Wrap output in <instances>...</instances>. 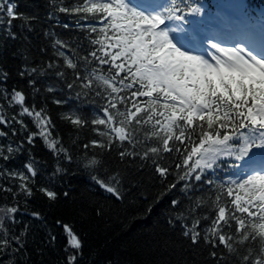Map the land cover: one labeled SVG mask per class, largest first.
<instances>
[{"label":"snow or ice","instance_id":"1","mask_svg":"<svg viewBox=\"0 0 264 264\" xmlns=\"http://www.w3.org/2000/svg\"><path fill=\"white\" fill-rule=\"evenodd\" d=\"M49 6V18L68 14L84 42L47 31L52 56L44 59L45 46L37 63L21 50L16 75L23 85L9 88L11 70L0 63V192L12 194L11 203L0 204V264H29L32 221L18 214L37 194L53 206L70 197L58 185L72 164L120 200L129 174L146 170L157 185L153 202L169 198L165 219L183 238L181 251L198 257L178 264H264V13L257 22L243 5L213 11L199 0ZM19 8L17 0H0V43L27 40L14 21L28 30L39 22ZM48 75L58 80L41 83ZM69 96L98 105V112L87 114ZM49 99L66 106L60 120L98 134L79 155L54 131ZM39 142L55 157L50 173L35 152ZM30 215L44 219L38 210ZM56 224L67 236L64 264H81L82 235L62 218ZM48 237L57 239L51 228Z\"/></svg>","mask_w":264,"mask_h":264},{"label":"trees","instance_id":"2","mask_svg":"<svg viewBox=\"0 0 264 264\" xmlns=\"http://www.w3.org/2000/svg\"><path fill=\"white\" fill-rule=\"evenodd\" d=\"M17 2L20 5V11L37 15L40 20L39 22L33 21L32 30L20 29L19 21H14L17 25L14 30L26 35L27 40L9 39L0 43V63H4L12 73L8 81L9 88L17 81L21 85L24 84V78L16 75V69L24 63V53L21 51L23 48H28L30 54L35 56L37 63L40 60L41 48L46 46L49 49L44 59L53 55L50 37L45 34L47 31L52 30L61 38L70 39L73 44L78 41L84 42V33L74 26L75 21L68 14L57 12L59 22L56 18H49L50 0H17ZM64 2L70 4L74 0H64ZM63 23H68L73 27L65 29L62 27ZM13 53L16 54L13 55ZM39 80L43 84H48L56 82L58 78L48 75L41 76ZM51 95L53 94H49V97ZM55 95L61 96L64 93L58 90ZM68 99L71 104L80 105V108L89 115L98 112V105L81 104L71 96ZM49 106L57 124L54 131L63 138L66 146L72 149L74 155H79L83 151L80 145L98 134L89 128L78 130L60 120L57 113L63 111L66 106L55 105L51 99H49ZM26 121H28L27 117ZM77 132H79L78 138ZM35 152L38 157L47 160V164L43 167L47 173H50L54 168L55 157L42 142L37 144ZM22 158L24 157H18L16 162H12V166H18ZM142 171L143 175L133 171L126 178L124 200L112 198L111 194L105 192L92 180L86 170L77 168L75 164L70 166L69 174L58 185L59 188L70 191V197L63 198L58 205L54 206L49 205L41 194L30 198L27 205L28 211H21L18 214V218L23 222L32 221L27 246L29 264H64L67 255L64 250L67 245V236L62 226L56 224L57 218L70 223L85 240L84 257L81 264H178L181 259L198 261V257L193 255L191 250L181 251L183 238L178 230H173L167 225L165 219L169 198L166 196L163 200L153 202L152 195L157 185L149 180L146 170ZM5 196L8 197L7 201H5ZM5 202H12V194L0 192V204ZM150 205L151 211L149 212ZM24 207L21 200V208ZM33 210L41 211L44 219L32 217L30 212ZM22 226L21 224L17 227ZM49 228L54 231L56 241L49 242ZM165 244L169 247L165 248Z\"/></svg>","mask_w":264,"mask_h":264},{"label":"bare ground","instance_id":"3","mask_svg":"<svg viewBox=\"0 0 264 264\" xmlns=\"http://www.w3.org/2000/svg\"><path fill=\"white\" fill-rule=\"evenodd\" d=\"M86 104V103H85Z\"/></svg>","mask_w":264,"mask_h":264}]
</instances>
